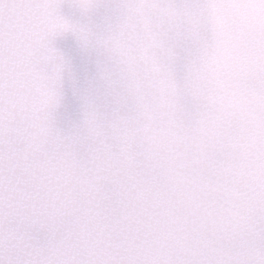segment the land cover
I'll list each match as a JSON object with an SVG mask.
<instances>
[{
	"label": "snow or ice",
	"instance_id": "6c2138e0",
	"mask_svg": "<svg viewBox=\"0 0 264 264\" xmlns=\"http://www.w3.org/2000/svg\"><path fill=\"white\" fill-rule=\"evenodd\" d=\"M0 264H264V0H0Z\"/></svg>",
	"mask_w": 264,
	"mask_h": 264
}]
</instances>
